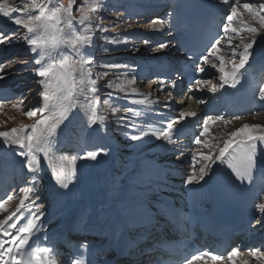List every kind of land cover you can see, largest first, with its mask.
<instances>
[{"label": "snow or ice", "instance_id": "obj_1", "mask_svg": "<svg viewBox=\"0 0 264 264\" xmlns=\"http://www.w3.org/2000/svg\"><path fill=\"white\" fill-rule=\"evenodd\" d=\"M221 4L230 6V11L226 15V23L223 31L225 33H236L237 28L232 27L235 18L240 15L236 4H232L231 0H220ZM76 0H69L67 7L57 5L54 0H32L31 5H25L23 8L9 3V0H0V15L9 19L15 25L23 28V41H26L28 48L33 53L32 63L38 65L33 68L32 75L39 78L36 80L39 86L40 106L29 107L23 114L29 118L35 117L31 124H20L19 127L12 128L10 131L0 132V139L3 145L8 148L18 146L22 151H18L17 155L25 160L24 167L28 173L32 174V184L30 187H21L19 191L23 193L20 204L17 205V212L24 207L25 201H30L32 197H37L36 178L39 173L41 164V155L43 160L53 167L52 175L56 183L62 189H69L70 184L76 181L78 176L77 161H97L101 154L107 155L104 148H96L83 152V154L72 155L70 157L55 156V145L58 137V130L68 119L72 110L80 104V97H84V104L88 115V128L99 124L101 128H106L105 116L98 107L100 102L99 88L96 86V80L92 78V66L94 58L86 49L94 46V26L93 17L83 11V5L76 9L80 12L77 19L73 15V7ZM237 4L241 7L252 20L257 21L264 28V3L243 2L237 0ZM94 12L95 9H88ZM20 12L19 16L13 17L11 13ZM35 13V14H34ZM74 21L81 25L79 29L75 27ZM155 22V21H154ZM161 27L163 21H159ZM99 28V26H95ZM105 31L104 29H99ZM240 30L248 31L254 35L248 42L237 44L232 48V56H238V61H234L231 69L225 75L224 58L217 56L219 51V40L211 44L208 50L209 55L220 61L217 71L220 73V88L225 85L236 87L243 75L241 69H244L249 58L255 55L254 45L259 44L256 39L257 29L249 24L240 22ZM12 36L17 35L15 32ZM110 44H119L116 38L102 37ZM264 39V37H261ZM13 41L8 35L0 32V45ZM17 42H20L18 40ZM146 44L150 43L145 41ZM170 46V42L165 41L157 45L158 48L164 49ZM67 47L70 49L71 55L64 54L62 49ZM105 48L104 51H111ZM202 61L207 62V56L200 57ZM27 63V61H22ZM109 67H119V65H109ZM215 67V65H213ZM4 69V65L0 64V72ZM197 70L204 71L199 65ZM98 76H106L107 72L98 73ZM3 79V76H0ZM196 83H206L202 80H196ZM111 87V83L107 85ZM175 87V83H173ZM216 86L209 88L210 92H216ZM134 95H138L133 93ZM259 99L264 101V87L259 89ZM203 103V101H200ZM24 100H19L18 104H13L14 108L23 105ZM106 103V101H105ZM133 103L144 104V100L133 101ZM2 106V101H0ZM125 112H135V109L126 108ZM196 113H181L180 119L183 120L187 116H195ZM125 119V118H122ZM221 116H206L201 125V131L196 138V143L203 144L209 151L200 157L205 164L188 174L184 179L185 186H194L192 195L194 198L201 196V190L208 185L212 178L216 175L217 169L226 166L230 170L232 176L241 184L244 182L251 183L254 178V172L257 168H264V153L258 151V145H264V128L260 125H243L235 131L228 133V138L223 140L222 146L219 144L209 145L207 140H201L200 137L206 136L209 131L210 123L214 120H221ZM239 119V117H234ZM177 120L173 119L167 122L166 127L159 131H140L139 134L133 132L126 133L132 141H140L145 137L151 136L159 140L161 137L168 143H173V135L178 132L174 127ZM228 123V121H225ZM259 132V135L255 133ZM182 155V153H181ZM38 198V197H37ZM11 195L7 196V200H11ZM0 198V210L4 209L7 202ZM35 212L31 217H25L26 223H20L19 220L8 223L12 219L11 216L5 220H0V264H55L54 248L48 246L32 247L30 240L41 232L43 228L42 217L45 213L41 209L43 205L35 204ZM257 210L264 214V203L256 204ZM154 211L174 215V210L157 203ZM102 213L105 209L102 206ZM13 216L16 213L12 214ZM152 214L142 199L134 198L126 204L121 205L116 210L114 220L109 223L127 228L133 224H150ZM257 223H260L257 220ZM3 237H8L4 239ZM47 239V237H45ZM39 240V237L36 236ZM7 244V247L5 246ZM85 253H90L92 246L85 240L79 246ZM206 254V253H205ZM238 254V249L233 248L228 253V260L231 261ZM251 255L264 257V252L260 249H252ZM199 257L193 256L192 259ZM220 256H213L212 259H221ZM71 264H97V261L90 258H73ZM191 264V261H186ZM247 264V261H242Z\"/></svg>", "mask_w": 264, "mask_h": 264}, {"label": "bare ground", "instance_id": "obj_2", "mask_svg": "<svg viewBox=\"0 0 264 264\" xmlns=\"http://www.w3.org/2000/svg\"><path fill=\"white\" fill-rule=\"evenodd\" d=\"M128 1V0H127ZM150 1V0H145ZM232 4H236L238 7V11L241 13L244 12L241 5L237 4V0H231ZM241 1H247V2H258L260 0H241ZM133 2V0H132ZM217 3V8L221 10V14L227 15V9L226 5L221 4L220 0H215ZM262 2V0H261ZM133 4V3H132ZM133 6V5H131ZM20 8H23L24 6H19ZM109 8V10H111ZM13 17L20 15V12H13L11 13ZM237 18V17H236ZM142 21V20H141ZM139 21L140 28H143V23ZM243 22L247 24L246 22H249V24L255 23L254 20L250 16H247V19H244ZM142 23V24H141ZM116 25V24H115ZM0 27L7 28V30H10L11 28L15 27V24L12 23L11 20L3 17L0 15ZM120 28V27H119ZM149 31V30H148ZM146 31V32H148ZM139 35V34H136ZM151 35H155V37H151ZM142 38L145 36L149 37L150 41L156 40L158 35L151 31L149 34L140 35ZM168 40L172 41L173 36H168ZM101 41V40H100ZM126 45L130 44V41L127 40ZM260 45L256 47L255 49V55L251 56L249 58L250 62L251 60H254L257 56H263L264 55V43H259ZM120 47L118 44H112L110 46V49H116ZM171 47L173 50H175L174 44H170L168 48ZM140 48V46H138ZM145 51V50H143ZM146 54H149L150 51H145ZM155 52H160L161 55L164 57L167 56L165 53L166 51H162L161 49H157ZM29 55H33L31 50L28 51ZM71 55L70 51L67 53ZM165 54V55H164ZM12 55V54H11ZM150 58V56H148ZM109 59V58H108ZM235 59V58H234ZM215 67L213 69H210V72L219 73L217 71V68L220 66V61L215 59ZM232 62V61H231ZM105 63H110L106 62ZM113 64V62H112ZM233 64V63H232ZM232 64L228 65L227 67V61L224 58V67H225V75L227 77L228 71L231 69ZM33 67H38V65H32ZM107 69H112V67H107ZM113 72V71H112ZM116 72V71H115ZM220 74V73H219ZM218 78V77H217ZM37 77L30 76L28 77L29 82L36 81ZM25 81V80H24ZM27 81V82H28ZM26 82V81H25ZM19 81L16 83L18 84ZM37 84V83H36ZM126 87H132L135 90L138 88H143L144 83H134L138 88H135L129 81L124 82ZM38 86V85H36ZM39 87V86H38ZM125 87V89H126ZM197 95H204L207 92L204 90V87L196 88ZM181 92V91H180ZM222 92L215 93L216 97H221ZM102 97H106L107 95H101ZM147 97H144L142 95H134V94H125V100L124 102L128 103L130 106H132L133 109H135L136 119L134 120V127L133 131L136 132L134 134H139L140 131H151L152 129L149 126V119L147 115H149L151 112H149L150 107H153V105L150 103V101L144 100ZM144 100V104H138L133 103V101H139ZM189 106L185 109L187 112L185 113H200V109L197 103L193 102L191 98H189ZM188 101V102H189ZM188 117V116H187ZM257 122L256 125H260L261 128H264V117L259 115L257 116ZM222 123V124H220ZM216 123L214 120L210 123L209 130L214 129L217 125L221 127L223 130H230L232 127L237 124H232L231 121H228V123H225V121ZM88 115H87V109L84 104V97H80V104L75 107L72 112L69 114L68 119L64 122V124L61 126V128L58 130V137L57 142L55 145V156L56 157H70L72 155H78L83 154V152L90 150H95L97 146H100V140L95 139L92 140L93 137H90L92 132H87L90 130L88 128ZM247 125H254L253 123H248ZM218 126V127H219ZM236 127V126H235ZM237 127L233 130L235 131ZM232 132V131H231ZM87 137H86V134ZM105 134V133H104ZM256 135H259V132L255 133ZM228 138V136H227ZM226 138V139H227ZM92 140L89 143H86L84 145V140ZM89 140V141H90ZM162 140V137L157 140L154 137L148 136L145 137L143 140L138 141L137 147L133 150V158L130 159V163L128 164V171L127 174L129 175V181L127 184L123 185V182L120 178H115L113 175V169L115 168V163L112 161L114 160V157L111 156V153H107V155L101 154L98 157L97 161H83L78 160L77 161V169H78V176L76 181H74L72 184H70L69 189H62L59 187V185L56 183L55 179L53 178L52 171L53 167L56 165L54 164L53 167H49V164L43 160V157L41 155V164H40V171L37 174L36 178V189H37V197H32L30 201H25V205L23 208L20 209L19 212H17V205L20 204V198L16 204V206L13 208V210H10L6 212L3 217L0 220H5L9 216L12 217L11 220L8 221V223H12L14 221L19 220L20 223H26L27 220L24 219L26 216L31 217L32 212L36 211L35 204H41L43 205V208L41 209L44 211L45 215L42 217L43 222V228L41 232L37 233L36 236H39L38 244L40 247L42 246H48L51 242L57 241L61 232L63 230H68L70 227H77L81 228L85 231V228L93 229L89 227V224L92 223V220L96 219H108L109 215L112 213H116V210L120 207V203L122 201H130L134 198H139L145 201L146 199L141 198L135 189L134 185H142L150 187L148 188V191L145 193L148 195H154L156 193L153 188H151L150 184L146 182V178L148 179L151 175L153 178L156 177V175H163L168 178V173L177 171L178 169L174 166L168 169L167 167L159 166L156 167L154 164H150L146 161V157L149 155L156 156V153L151 150L154 146L157 145V148H162L159 143ZM87 142V141H86ZM104 145V143H102ZM69 148V149H68ZM20 156L16 153L12 152H6L1 153L0 152V159L2 163H6L8 166H12L13 162L16 161ZM19 161V160H18ZM25 163V162H24ZM2 164V166H3ZM2 166L0 167V179H3V181L0 183L2 185L0 189V198L5 199L7 191H6V183H7V172L2 169ZM23 171L30 176V186L32 184V174L28 173L27 168L24 167V164L22 165ZM90 171L92 174H94L93 181H90L86 173ZM179 172H185V169H179ZM176 173V172H174ZM179 185L178 183L176 184ZM128 186V187H127ZM181 186V185H180ZM179 186V187H180ZM207 185L204 186V188ZM105 209V211L102 213L101 209ZM13 213H16V215H12ZM94 213H97V216L94 215ZM101 218V219H100ZM95 228V227H94ZM129 228L132 229V225H129ZM36 236H34L30 243L34 240H36ZM47 237V239L45 238ZM8 239V237H4ZM54 256V255H53ZM55 257V264H58L57 258ZM236 259L233 258L231 261L228 260V258L224 262H218L216 264H242V261H247V264H264V257H257L254 256L252 259L246 258L240 254H237ZM194 264H200L199 262H196ZM206 264H214V263H206Z\"/></svg>", "mask_w": 264, "mask_h": 264}, {"label": "rangeland", "instance_id": "obj_3", "mask_svg": "<svg viewBox=\"0 0 264 264\" xmlns=\"http://www.w3.org/2000/svg\"><path fill=\"white\" fill-rule=\"evenodd\" d=\"M106 1L107 0H76V4L73 7V15H75L77 19L80 16V12L76 11V9L82 5L84 6L82 10L87 12L88 15L93 17L94 46L91 47L90 49H86L88 53H93V56H95L94 53L98 52L97 50H95L97 49L96 48L97 45L102 44L103 42H106V40L103 39L102 37H110V38L115 37V34L123 29V27H120V24L131 25V22L124 19L118 10L111 12L112 14L110 13V11H106L108 7L113 6L109 3H106ZM31 2L32 0H9V3L16 5V6H25L26 4L30 6ZM68 2L69 0H54L55 4L63 5L65 7H67ZM88 9H95V11L94 12L88 11ZM247 16H249L248 13L244 11L237 17V19L235 18V21L232 27L237 28L238 34L231 33V32L225 33V36H226L225 41L222 43V45L219 48V51L216 53L219 56L222 55L223 58H226V55L228 56L226 59L230 61L227 62V65H225L226 67L233 63L231 61L239 59L238 56L236 57L232 56V48L235 47L237 44H241L242 42L241 37H243V42H248L250 38L254 35L251 32L240 30V22L243 21L244 19H247ZM246 23L249 24V22H246ZM74 24L77 29L81 27V25L76 23L75 21H74ZM97 25L99 26V28L95 27ZM249 25L257 29V33L255 34L256 39L259 42L264 43V39H261V37H264V28H262L257 21ZM136 27H139V26H136ZM101 28L104 29L105 31H99V29ZM128 28L129 27H127V29ZM9 31H10L9 38L13 42L12 43L6 42L5 44L0 45V58L8 52V55L12 54V57H13V59L10 60L9 62L14 61V62H11L10 64H8L9 62H7V64L4 65L3 71L0 72V76H3L2 81H4L5 83H9L11 81L16 82L17 79L22 78L20 77V75H26V78L28 79V77L32 76V70L34 68L32 66L34 65L32 63L33 55L31 56L29 55L28 45L26 41L22 40L25 30L15 25V27L11 28ZM13 32H15L17 35L12 36L11 33ZM151 37H155V35H151ZM18 40H20V42H17ZM256 46L257 45H254V49ZM102 48H104V46L101 47V50ZM62 51L64 54H67L70 51V49H68L67 47H64ZM227 52H230V53L226 54ZM9 58L11 57L9 56ZM22 61H27V63H23ZM214 62H215V59L213 60V58H210V60L208 61V64L212 66ZM108 65L109 64H105L106 67H104L102 64L94 63V65L92 66V78L96 80V86L99 88V92L103 90L105 93L110 95V100H111L115 98L117 94L123 90V88L126 91L125 89L126 86L123 82L125 79L118 76L117 71L116 73H114L115 67H112L113 70L112 69L104 70V68L109 67ZM103 72H107L108 75L106 76L97 75L98 73H103ZM27 74H30V75H27ZM22 82L25 83V84L23 83L22 85V88L23 89L25 88V90L20 92L22 90L21 84L16 86V89L20 92L21 98L19 100L21 99L24 100L23 105H20L18 108H14L13 104H18L19 102L18 100L16 102L2 104V106H0V132L10 131L12 128L19 127L20 124H31L33 120L35 119V117L29 118L25 116L23 112L26 111L29 107L40 106V96L38 94L39 87L36 86L37 85L36 81H34V83L32 84H29V82L26 83L25 81H22ZM109 83H111L112 85L111 87L107 86L109 85ZM143 88L152 90L148 86H144ZM108 101L109 100H107V97L104 99L100 98V102L98 104L99 109L101 110L102 114L105 116L106 128H101L99 124L95 125L96 129H98L97 128L98 126L100 130L102 131V133H105V135L114 134V130L109 128L108 126L109 124L115 125L119 119L120 126L124 128L125 127L124 122L127 121V115H126L125 109L119 105L114 104L113 101H109V102ZM122 118H125V119H122ZM256 122H257V119H254L252 121H243V122H240L239 124L237 123H232V124H237L235 126L239 128L248 123L250 124L253 123L254 125H256L255 124ZM235 126H231L232 128L230 130H223L222 128H226V127L219 126L220 129L216 130V133L214 136L216 144H219L221 146L223 143V140L227 138L228 133H230L236 128ZM136 142L137 141H132L131 139L123 140V136H120L117 138L114 135L113 144H114L115 150L117 151L116 155L118 156L120 152L123 153V152H127V150L129 149H132V148L134 149L135 147H137ZM203 148L205 147L203 146ZM200 150L201 149H199L198 151ZM18 151H22V149H19L18 146H13L12 148H8L7 146L3 145V140L0 139V152L1 153H6V152L13 153L14 152L17 154ZM120 158L124 162L128 161V156H121ZM18 160H19L17 162L18 164H15L14 167L21 168V165L24 164L25 160L23 157H19ZM0 164H1V160H0ZM27 177L30 178V176L28 175ZM21 187H29V182H25L24 179L21 180L20 177H18L14 181V190L11 194L13 199L7 200V202L5 203L6 205H4V209L0 210V219L3 217V215L6 212L12 210L16 206L18 200L23 196V193L19 192V189Z\"/></svg>", "mask_w": 264, "mask_h": 264}, {"label": "water", "instance_id": "obj_4", "mask_svg": "<svg viewBox=\"0 0 264 264\" xmlns=\"http://www.w3.org/2000/svg\"><path fill=\"white\" fill-rule=\"evenodd\" d=\"M88 177L89 179L93 180L94 179V174H92L90 171H88Z\"/></svg>", "mask_w": 264, "mask_h": 264}]
</instances>
